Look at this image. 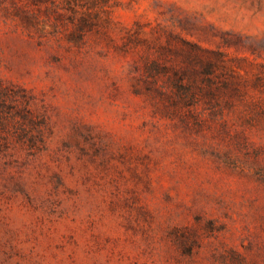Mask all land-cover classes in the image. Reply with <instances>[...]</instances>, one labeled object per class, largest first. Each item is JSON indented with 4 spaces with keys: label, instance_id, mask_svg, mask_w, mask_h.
<instances>
[{
    "label": "rangeland",
    "instance_id": "obj_1",
    "mask_svg": "<svg viewBox=\"0 0 264 264\" xmlns=\"http://www.w3.org/2000/svg\"><path fill=\"white\" fill-rule=\"evenodd\" d=\"M0 264H264V0H0Z\"/></svg>",
    "mask_w": 264,
    "mask_h": 264
}]
</instances>
